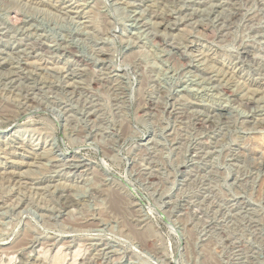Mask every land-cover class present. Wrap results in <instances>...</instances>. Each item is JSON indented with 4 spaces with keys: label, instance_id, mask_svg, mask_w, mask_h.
<instances>
[{
    "label": "rangeland",
    "instance_id": "rangeland-1",
    "mask_svg": "<svg viewBox=\"0 0 264 264\" xmlns=\"http://www.w3.org/2000/svg\"><path fill=\"white\" fill-rule=\"evenodd\" d=\"M0 264H264V0H0Z\"/></svg>",
    "mask_w": 264,
    "mask_h": 264
},
{
    "label": "bare ground",
    "instance_id": "bare-ground-1",
    "mask_svg": "<svg viewBox=\"0 0 264 264\" xmlns=\"http://www.w3.org/2000/svg\"><path fill=\"white\" fill-rule=\"evenodd\" d=\"M70 3V2H69ZM72 7V6H71ZM159 23H160V21H159ZM174 27V26H173ZM178 27V26H177ZM29 66V65H28ZM21 75V74H20ZM19 76V75H18ZM73 159V158H72ZM76 160V159H75ZM77 166V165H76ZM109 190V189H108ZM118 193V192H117ZM115 195V194H114ZM112 197H113V201H114V205H115V203L116 204H118L119 202H120V198L118 197V196H113V194L111 195ZM111 197V198H112ZM125 200V199H124ZM111 203V202H110ZM113 204V203H112ZM135 231V230H134ZM136 232V231H135ZM140 232V231H139ZM139 234V233H138ZM139 235H141V234H139ZM144 235V234H143ZM145 239V238H144Z\"/></svg>",
    "mask_w": 264,
    "mask_h": 264
}]
</instances>
